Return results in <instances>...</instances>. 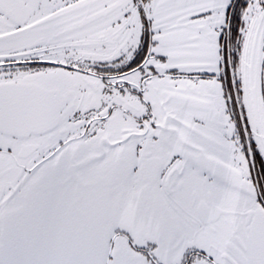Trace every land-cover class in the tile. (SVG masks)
<instances>
[{
  "label": "snow or ice",
  "instance_id": "obj_1",
  "mask_svg": "<svg viewBox=\"0 0 264 264\" xmlns=\"http://www.w3.org/2000/svg\"><path fill=\"white\" fill-rule=\"evenodd\" d=\"M0 264H264V0H0Z\"/></svg>",
  "mask_w": 264,
  "mask_h": 264
}]
</instances>
